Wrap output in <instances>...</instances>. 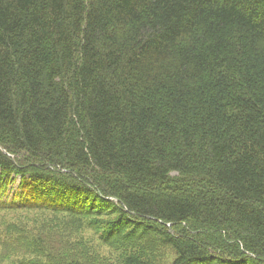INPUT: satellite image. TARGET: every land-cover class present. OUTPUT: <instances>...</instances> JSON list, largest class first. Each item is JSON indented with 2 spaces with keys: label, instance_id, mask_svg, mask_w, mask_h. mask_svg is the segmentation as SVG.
Returning a JSON list of instances; mask_svg holds the SVG:
<instances>
[{
  "label": "trees",
  "instance_id": "obj_1",
  "mask_svg": "<svg viewBox=\"0 0 264 264\" xmlns=\"http://www.w3.org/2000/svg\"><path fill=\"white\" fill-rule=\"evenodd\" d=\"M19 210L115 216L122 264H156L151 242L264 264V0H0V212Z\"/></svg>",
  "mask_w": 264,
  "mask_h": 264
},
{
  "label": "rangeland",
  "instance_id": "obj_2",
  "mask_svg": "<svg viewBox=\"0 0 264 264\" xmlns=\"http://www.w3.org/2000/svg\"><path fill=\"white\" fill-rule=\"evenodd\" d=\"M114 218L115 216L90 217L79 222L74 217L48 210L0 212V264H49L46 256L37 252L43 250L42 247H47V239L50 246L63 244L76 248L81 258H92L95 264H122L125 260L121 256L123 250L100 239L103 228ZM17 225L14 231L13 227ZM7 227H11L12 230L7 232L14 237H3L7 233L4 232ZM20 228L27 231L28 235L23 236L25 239H21L17 231ZM152 236L154 237L150 234L148 238L153 240ZM148 238L140 243L145 249L150 247ZM151 245L154 248L148 253H153L152 258L156 264L172 263L175 253L171 247L152 242Z\"/></svg>",
  "mask_w": 264,
  "mask_h": 264
}]
</instances>
